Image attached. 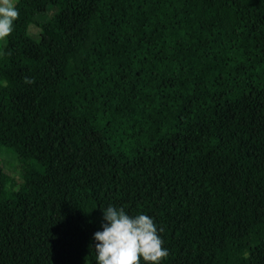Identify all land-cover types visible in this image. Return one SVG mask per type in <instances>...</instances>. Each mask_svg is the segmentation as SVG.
Segmentation results:
<instances>
[{
	"label": "trees",
	"instance_id": "trees-1",
	"mask_svg": "<svg viewBox=\"0 0 264 264\" xmlns=\"http://www.w3.org/2000/svg\"><path fill=\"white\" fill-rule=\"evenodd\" d=\"M15 7L0 264H96L109 205L153 219L161 264H264V0Z\"/></svg>",
	"mask_w": 264,
	"mask_h": 264
},
{
	"label": "clouds",
	"instance_id": "clouds-1",
	"mask_svg": "<svg viewBox=\"0 0 264 264\" xmlns=\"http://www.w3.org/2000/svg\"><path fill=\"white\" fill-rule=\"evenodd\" d=\"M18 16L15 0H0V39L13 30ZM102 230L93 234L96 264H161L168 255L153 219L128 215L122 207H102Z\"/></svg>",
	"mask_w": 264,
	"mask_h": 264
},
{
	"label": "rangeland",
	"instance_id": "rangeland-1",
	"mask_svg": "<svg viewBox=\"0 0 264 264\" xmlns=\"http://www.w3.org/2000/svg\"><path fill=\"white\" fill-rule=\"evenodd\" d=\"M17 1L18 0H15V3ZM4 43H5V38L0 39V47L2 45H4ZM3 151H5V150H3ZM3 151L0 152V165H2L4 167V170L8 173L9 176L14 178L16 188H18V186L22 182L21 177L19 176L20 162L16 158V156H14L12 153H10V152L5 153ZM243 260L245 263H248L251 260V255L247 254V256H245L243 258Z\"/></svg>",
	"mask_w": 264,
	"mask_h": 264
}]
</instances>
